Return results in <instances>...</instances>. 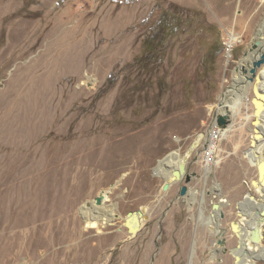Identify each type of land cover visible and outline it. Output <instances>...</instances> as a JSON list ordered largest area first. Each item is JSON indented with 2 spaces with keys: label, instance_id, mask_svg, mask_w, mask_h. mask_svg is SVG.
<instances>
[{
  "label": "rangeland",
  "instance_id": "1",
  "mask_svg": "<svg viewBox=\"0 0 264 264\" xmlns=\"http://www.w3.org/2000/svg\"><path fill=\"white\" fill-rule=\"evenodd\" d=\"M176 15L181 27L157 38ZM263 21L264 0H0V264H264L252 201L237 206L258 194L253 86L229 104L208 179L202 154ZM229 34L240 40L231 60ZM175 157L190 183L166 168ZM107 191L110 220L87 226L83 208ZM221 200L225 246L208 225ZM142 209L130 234L128 214Z\"/></svg>",
  "mask_w": 264,
  "mask_h": 264
},
{
  "label": "bare ground",
  "instance_id": "2",
  "mask_svg": "<svg viewBox=\"0 0 264 264\" xmlns=\"http://www.w3.org/2000/svg\"><path fill=\"white\" fill-rule=\"evenodd\" d=\"M239 42H240L239 37L237 38L236 34H229L228 39H227V43H226V50H227L226 57H227V60L231 58L228 55V52L231 53L232 50L235 48L236 44L239 43ZM251 61H252V57H248L246 59L243 58L238 66H239V68L244 66L247 69H249V67H250V65L252 63ZM259 71H262V73L259 72ZM262 75H264V66L258 70L257 76H256L254 82H250L249 80H247V77L241 72V69L238 72L235 69L234 77H233V83H232V88L227 90V91H225V93L221 97V101H222L221 104L222 105L221 106L219 105V109L217 111L218 114L227 115L228 117H232V112H231V110L229 108V104H230V106H234V104L238 103L239 99H244L245 95L243 94L244 96L243 95L240 96L241 95L240 93L242 91H246L247 87H252L253 86V92H254L253 103H254V106H255V115H254L253 120L251 121V125L254 127V136H253V138L250 141V145H251V153L253 154V156L256 157L257 162L264 161V77H262ZM232 125H230L229 127L223 129V128H221L218 125L216 119H215L214 123L212 124V126L210 128V131H209V133H208V135H207V137L205 139V143H207L208 141H211V144H210L209 147L205 148L204 149V153H202V154H204L203 166H204V169L206 171L205 172V179H208L209 177L212 176V174L214 173L217 165L219 164V162H220V154H221L220 144L224 140V138L229 137V131H230ZM12 151L14 152V150H12ZM17 151L19 152V150H17V148H16V156H19ZM33 154H35V150H31V149L28 150V152L26 153V155H33ZM174 160L179 161L181 159L179 157H175V158L169 160L165 164V166H166L167 169L172 171L173 178H177L180 181L181 178H185L186 175H184V177H183L184 173H179V174H174V173H175L176 170H180V172H182L181 166H185V165L187 166L188 159L187 160L184 159L183 161H181L178 164H177V161H174ZM172 161H174V162H172ZM258 168L259 167L257 166V172L259 173ZM262 171H264V165L262 167ZM10 172H11V170H10ZM252 182H253V180L251 181V185L253 187L251 189H253V191L257 192L258 194H257V196L255 198L250 199V201H252L251 207H250L251 211L247 215L248 221H247L246 225H247V228H248L249 221H251V220L256 218L255 221L257 223L258 228H262V227H264V216H262V214H261L262 210H264V190H262V187L256 188ZM10 188H12V186ZM10 188H8V189H10ZM218 188L220 189L219 186H218ZM3 191L4 190L0 189V193H3ZM203 192H202V195H201L202 196L201 200L199 202L200 206H202L204 204V202H205V195L206 194H203ZM247 195L251 198V196L254 195V194L249 192ZM194 196H197V194L194 193ZM104 197H105V199H104V201L102 203V208H101V209H103L102 211H98L97 213H94L93 210L96 209V207H98V206H96L95 203L90 204L91 207H84L83 208L84 209L83 210V216L86 218V220H88L87 221L88 222L87 226H91L92 228H97V227L100 228V226L102 225V222L104 220H110V217L112 215V211L110 210V208H108L105 205V203L109 199L108 191L104 192ZM11 200H12V198H11ZM196 202H197L196 199H194L192 201L191 207ZM220 202L222 203V208L227 204V202L224 201V200H221ZM240 202H242V201H240ZM13 205H14V203H13ZM238 205H239V203H238ZM238 208H239V206H238ZM140 212H141L140 214L139 213L135 214L133 216L132 220L129 221V226H131L134 229V234H136V229L140 228L141 223L145 222L149 218L147 212L144 209L140 210ZM14 213H15V210H14ZM215 216L217 217L216 214H215ZM11 223H13V221L10 222V224ZM213 223H214V218H211L210 221L208 222V225H209L210 229L213 228ZM252 237H253L252 234L251 235L248 234L247 237L245 238L244 243L245 244L248 243V242L250 243V241H252ZM14 238H15V236H14ZM261 239H262L261 236L259 234H257V240L261 241ZM194 255H195V248H193V251H192V254H191V262L193 260L192 256H194Z\"/></svg>",
  "mask_w": 264,
  "mask_h": 264
},
{
  "label": "water",
  "instance_id": "3",
  "mask_svg": "<svg viewBox=\"0 0 264 264\" xmlns=\"http://www.w3.org/2000/svg\"><path fill=\"white\" fill-rule=\"evenodd\" d=\"M248 57H252V61H251L252 63L249 69H247L244 66L239 68L238 66L236 68V71L238 72L241 69V72L247 77V80H249L250 82H254L257 76L258 70L264 66V21L262 22V24L260 25V28L258 29L256 39H254V42L252 43L251 47L248 49V51L244 55L245 59ZM221 105L222 104H220V106ZM215 119L217 120L218 125L223 129L230 126V119L227 115L216 114ZM256 163H257V166L259 167L258 168L259 173H258L257 180H253L252 183L254 184L256 188L262 187V190H264V171H262L264 161L256 162ZM181 170L182 172H180V170H176L174 174L184 173L183 177L184 175H186L187 183H190L191 176L188 174L187 166L186 165L181 166ZM171 187L172 185H170V183L167 182L164 185L163 190L165 192H168ZM194 193L197 194V192H193L188 186H183L180 190L181 197H188V196L190 197ZM203 194H205V191L203 192ZM208 194L211 195V193H208ZM255 197H256L255 195H252L250 198L248 195H246L244 200H242V202H239V205H238L239 208L240 207L242 208L246 202H248L250 199L255 198ZM104 199H105L104 193L100 194V196H98L94 201L96 206H101ZM221 209H222V203L220 201L213 203L214 213L211 214V218H214V223H213V228H211V230L215 233L216 238L218 239L215 245L225 246L226 245V240L224 239L225 231L222 230L221 224H220V220L225 218V214ZM138 213L140 214L141 212L137 211V212L129 213V218L125 222V226L128 229V232L130 234H134V229L131 226H129V221L135 214H138ZM215 214L217 215V217L215 216ZM261 214L262 216H264V210H262ZM140 230H141L140 228L139 229L137 228L136 234L139 233ZM256 231H259V230H256ZM259 233H260L261 238L264 240V230H260ZM244 247H245V244L239 243L236 249H239V250L241 249L242 251ZM222 251L224 252V250ZM245 253H246L245 251H242L240 255H236V261L237 262L244 261L245 257L247 256ZM244 254L246 255L245 257H243ZM194 256H192V258H194Z\"/></svg>",
  "mask_w": 264,
  "mask_h": 264
},
{
  "label": "trees",
  "instance_id": "4",
  "mask_svg": "<svg viewBox=\"0 0 264 264\" xmlns=\"http://www.w3.org/2000/svg\"><path fill=\"white\" fill-rule=\"evenodd\" d=\"M179 10V8H177ZM173 18V17H172ZM175 21L174 24L171 23V25H169V22L172 21V19H170V21H167V19L164 17L162 18V20L159 23V29H158V34H156L157 38H159L158 36L160 35V33H162V36H168L170 34H172V32L174 33L175 31H177L179 29V27H181V23L183 22V18L181 15H176L175 16ZM146 47L148 49H151L152 51V47L153 44L151 42H148V45H146ZM154 49V47H153ZM157 55V53H155V56Z\"/></svg>",
  "mask_w": 264,
  "mask_h": 264
},
{
  "label": "built area",
  "instance_id": "5",
  "mask_svg": "<svg viewBox=\"0 0 264 264\" xmlns=\"http://www.w3.org/2000/svg\"><path fill=\"white\" fill-rule=\"evenodd\" d=\"M225 46H226V45H225ZM234 49H235V48H234ZM234 49H233V50H234ZM233 50H232V52H233ZM232 52H231V53L228 52V55L231 57V58L228 59V60H231V59H232ZM226 55H227V50H226ZM210 144H211V141H208L207 143H205L204 149L207 148V147H209Z\"/></svg>",
  "mask_w": 264,
  "mask_h": 264
},
{
  "label": "crops",
  "instance_id": "6",
  "mask_svg": "<svg viewBox=\"0 0 264 264\" xmlns=\"http://www.w3.org/2000/svg\"><path fill=\"white\" fill-rule=\"evenodd\" d=\"M259 72L262 73V71H259ZM253 136H254V127H252V136H251V139L253 138ZM256 162H257V159H256ZM256 167H257V165H256Z\"/></svg>",
  "mask_w": 264,
  "mask_h": 264
}]
</instances>
